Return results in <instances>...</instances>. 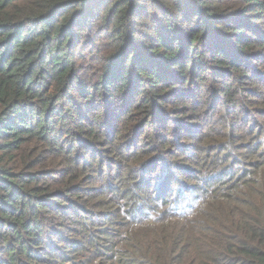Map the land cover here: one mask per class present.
I'll return each mask as SVG.
<instances>
[{
	"label": "trees",
	"instance_id": "obj_1",
	"mask_svg": "<svg viewBox=\"0 0 264 264\" xmlns=\"http://www.w3.org/2000/svg\"><path fill=\"white\" fill-rule=\"evenodd\" d=\"M0 264H264V0H0Z\"/></svg>",
	"mask_w": 264,
	"mask_h": 264
},
{
	"label": "rangeland",
	"instance_id": "obj_2",
	"mask_svg": "<svg viewBox=\"0 0 264 264\" xmlns=\"http://www.w3.org/2000/svg\"><path fill=\"white\" fill-rule=\"evenodd\" d=\"M218 116H219V114L217 115L216 118H218ZM203 122H206L205 126H207L208 124L211 123V122L209 123V121H208V120H205V119L202 121V123H203ZM202 123H201V124H202ZM213 124H214V123H213ZM214 127H215V128H214V129L210 132V134L206 137V139H207L206 142L211 141V138H210L209 136H212V135H214V134L217 135V134H216V128H217V125L214 124ZM200 129H202V125H201V128H200ZM181 133H183V132H180L179 134H181ZM184 133H185V132H184ZM197 145H198V144H197ZM169 146H171L169 150H172V151H174L175 148H176V147H175V144H171V145H169ZM146 147L148 148V145H146ZM143 149H144V147H143ZM134 150H138V149H137V148L132 149V151H134ZM178 150L181 151V149H178ZM178 150H177V151H178ZM175 151H176V150H175ZM203 152L205 153L206 150H203ZM203 152H202V153H203ZM210 153H211V154H210V155H207V157H206L205 164H206V162L209 161V160H208L209 158H213V157H215V155L213 154V151H210ZM151 155H152V154L150 153V154H149V157L147 156V158H150ZM204 157H205V156H204ZM150 159H151V161H150L149 163L153 162V159H152V158H150ZM163 168H164V166H163ZM197 175L200 176V174H196V176H197ZM191 189H192V188H191ZM135 206H136V204H135ZM144 220L149 221V218L142 219L141 221H144Z\"/></svg>",
	"mask_w": 264,
	"mask_h": 264
}]
</instances>
